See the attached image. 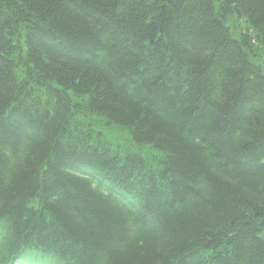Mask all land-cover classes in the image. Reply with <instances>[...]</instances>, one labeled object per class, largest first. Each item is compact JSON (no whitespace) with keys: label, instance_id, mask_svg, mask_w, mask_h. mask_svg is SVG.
I'll return each instance as SVG.
<instances>
[{"label":"trees","instance_id":"trees-1","mask_svg":"<svg viewBox=\"0 0 264 264\" xmlns=\"http://www.w3.org/2000/svg\"><path fill=\"white\" fill-rule=\"evenodd\" d=\"M0 264H264V0H0Z\"/></svg>","mask_w":264,"mask_h":264},{"label":"rangeland","instance_id":"rangeland-1","mask_svg":"<svg viewBox=\"0 0 264 264\" xmlns=\"http://www.w3.org/2000/svg\"><path fill=\"white\" fill-rule=\"evenodd\" d=\"M240 23H245V20H244V22H243V20L240 19Z\"/></svg>","mask_w":264,"mask_h":264}]
</instances>
